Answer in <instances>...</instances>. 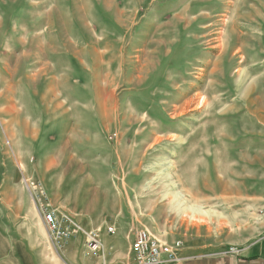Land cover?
I'll return each mask as SVG.
<instances>
[{"label":"rangeland","instance_id":"1","mask_svg":"<svg viewBox=\"0 0 264 264\" xmlns=\"http://www.w3.org/2000/svg\"><path fill=\"white\" fill-rule=\"evenodd\" d=\"M32 181L108 244L252 242L264 0H0V264H96L53 250Z\"/></svg>","mask_w":264,"mask_h":264},{"label":"built area","instance_id":"2","mask_svg":"<svg viewBox=\"0 0 264 264\" xmlns=\"http://www.w3.org/2000/svg\"><path fill=\"white\" fill-rule=\"evenodd\" d=\"M30 194L42 216L49 234V243L53 250L66 248L78 235H84V255L90 259H99L106 264L108 252L100 230H86L69 214L60 212L54 207L47 191L40 181L28 183ZM108 232L115 233L110 226ZM130 251L132 261L127 264H178L184 260L181 256L182 242L175 240L171 243L164 241L147 229L132 232ZM242 249L237 245H230L220 255L238 256Z\"/></svg>","mask_w":264,"mask_h":264},{"label":"crops","instance_id":"3","mask_svg":"<svg viewBox=\"0 0 264 264\" xmlns=\"http://www.w3.org/2000/svg\"><path fill=\"white\" fill-rule=\"evenodd\" d=\"M104 239V237H103ZM111 240L109 244L105 241L106 250L109 254V257L113 256V261H121V258H132L130 247H127V243L120 237L116 235ZM111 243V244H110ZM228 245H237L242 247V252L238 256L234 255H217L210 257H202L207 253H218L223 251L228 247ZM131 246V245H130ZM203 248L201 246L193 248H183L181 252L182 258L184 260L178 264H264V230L258 234V236L250 243L245 244H224L212 243L210 248L207 251H201ZM201 251V252H200ZM197 256V257H196ZM209 256V255H208ZM212 256V257H211ZM96 264H102L103 262L99 259H95ZM110 260H107L106 264H110Z\"/></svg>","mask_w":264,"mask_h":264}]
</instances>
